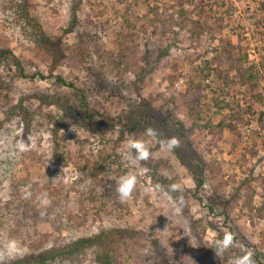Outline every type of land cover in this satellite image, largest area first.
Here are the masks:
<instances>
[{"label":"rangeland","instance_id":"374dc122","mask_svg":"<svg viewBox=\"0 0 264 264\" xmlns=\"http://www.w3.org/2000/svg\"><path fill=\"white\" fill-rule=\"evenodd\" d=\"M177 1L153 0L149 4L157 6L160 14L168 8L167 13L176 20L180 10ZM201 1L204 10L209 9V24L221 26L214 39H208V34L200 40L191 39L190 22L163 31L146 26L135 39L136 59L146 69L139 80L116 71L105 57L116 52L122 24L118 0H28L34 30L39 34L37 46L22 34L21 26L9 17L3 20L0 12V38L6 39L3 48L8 46L14 56L0 68L1 76H8L0 88V201L11 197V177L27 176L54 190L64 188L69 193L66 214L86 215L83 224L59 234L49 224L35 225L37 233L50 236V240L34 252L88 238L111 225L102 214L96 215L97 207L84 203L83 211L79 209L78 195L90 187L92 179L83 164H64L55 151L56 142L71 146L77 139L89 141L94 152L102 149V142L110 154L131 159V196L126 198L129 213L115 224L133 229L152 225L150 234L166 245V254L174 264H264V220L256 215L264 177V116L258 121L259 114L264 113V0H194L192 4ZM3 3L0 0V7ZM146 11L147 4L139 1L136 16L144 20ZM230 46H237L231 51L243 57L238 66L249 69L252 78L243 84L235 81L236 69L224 64L220 69L227 71L228 79L211 75L205 82L204 101L209 102L221 89V100L231 107L249 105L251 114L245 117L246 124L237 128L238 143L234 144L233 135L224 131L218 146L209 147L207 128L215 126L227 111L203 108L202 120L193 126L187 109L180 104L179 97L185 91L183 76L190 67L223 54ZM17 62L27 76L38 73L43 79L21 77ZM7 68L11 75L6 74ZM57 76L74 88L57 84ZM81 96L90 106L88 113L80 107ZM167 100L175 106L171 123L167 126L168 116H163L164 124L156 125L157 109ZM18 104L20 114L14 108ZM92 113L95 116L90 119ZM136 122L137 129L130 134L117 128L126 124L129 129ZM145 122L167 140H177L179 156L162 141L143 137ZM175 122L179 126L173 128ZM135 142L144 150L152 149V162L164 177L179 185L182 208L171 195L154 186L146 170L133 160ZM242 154L245 173L237 163ZM206 163H214V178H208ZM204 176V185L195 190L192 178ZM250 177L256 179L255 194L246 205L242 182ZM146 250L139 247L124 252L121 263L154 264ZM31 253L26 245L0 232V264H14ZM83 253L59 257L49 264H95L91 249Z\"/></svg>","mask_w":264,"mask_h":264},{"label":"trees","instance_id":"16d2710c","mask_svg":"<svg viewBox=\"0 0 264 264\" xmlns=\"http://www.w3.org/2000/svg\"><path fill=\"white\" fill-rule=\"evenodd\" d=\"M139 1L147 4V11L143 16L144 20L136 16ZM149 1L153 0H118L122 5V10L118 14L122 24L115 42L116 52L113 55L111 53L105 54L106 60L112 68L116 71L130 73L138 80L144 75L146 69L139 66L136 59L137 47L135 39L137 33L144 31L146 26H152L163 31L167 27L171 28L173 25L181 27L186 22H190L192 29L189 36L193 40H200L203 34H208V39L213 40L215 33L221 29L218 23L214 25L209 24V9L207 11L204 10L205 7L202 1L193 5L194 0H175L178 2L180 9L178 19L176 20L171 14L167 13L168 8L165 9L166 12L160 14L158 7L150 6ZM186 5L192 6V8L185 10L184 7ZM0 12L4 18L3 20L8 21L9 17L12 22L23 28L21 32L24 36L33 39L35 46L38 45L37 39L39 34L35 32L36 29L34 30L35 25H33V20L30 17L28 0H4V3L0 7ZM191 15H194L196 19H192ZM5 40L4 37L0 38V68L3 67L2 65L7 58L13 56L8 46L3 48ZM82 45L86 46L87 44L83 43ZM231 49H237V46H230V49H224L223 54L217 55L211 60H206L199 66L190 67L189 71L183 76L185 91L180 95L179 99L180 104L187 109L188 117L193 126L198 125L202 120L204 116L203 108L206 110L217 109L219 111H227L226 115H223L215 126L207 128L206 143L209 147L218 146V143L222 140L224 131H228L233 135L234 144L238 143L240 133L237 131V128L246 124L245 117L251 114L249 105L244 108L238 105L231 107L224 100H221L220 95L223 93L221 89L218 92H214L209 102L204 101L206 99L205 92L207 88L205 82L211 75H214L217 79H220L221 76H223V80L228 79L227 71L220 69L224 64H228L230 69H236L237 76L235 77V81L243 84L246 80L249 81L252 78L249 69H241L238 66L240 59L243 57L237 56V58ZM16 67L18 75L25 79L27 77L35 79L36 76L39 79H43V76L38 73L33 76H27L20 62L16 63ZM5 72H7V75H11L10 69H5ZM7 77L3 78L0 72V88L4 87L7 83L6 80H2L7 79ZM56 82L57 84L74 88L73 84L67 85L61 76H57ZM80 107L85 109V113L89 112L90 106L83 96L80 97ZM174 107L171 101H165V105L157 109L158 114L155 115L153 123H156V125L164 124L163 116H168V120L166 119L167 126L170 125L171 122L169 121ZM14 108L17 109L15 112L18 114L22 112L20 104L14 106ZM23 111L27 112L24 108ZM94 116V113L90 114V119ZM263 116L264 113L259 114V122H261ZM109 120H112V118H109ZM160 120L162 121L160 122ZM137 124L136 122L129 129L126 124H119L121 126L117 128L120 133L127 130L130 134L137 129ZM142 126L144 134L141 133V135L143 137L146 139L156 138L167 146L170 140H167L164 134L157 133L154 127L149 126L147 122L143 123ZM178 126L179 122L173 124V128ZM182 129L180 127V131H183ZM56 137L58 136L56 135ZM137 143L133 144L134 146L131 151L133 160L146 170V175L151 178L154 186L171 195L176 205L182 208L183 204L181 201L183 200H181V192L179 190H172V186L176 185L175 182L164 177L160 171V167L152 162L150 157L152 149L148 147L147 150H144ZM100 144L103 147L96 152L90 149L89 141H79L77 139H74L71 146H68L65 142H63L64 146L56 142L54 148L56 153H59V156L62 157L64 164L70 162L77 165V167L79 164H83L92 179L90 187L78 195L79 209L83 211L84 203L91 204L93 208L97 207L96 215L102 214L110 221L111 225L109 227H101L95 235L88 238L79 239L64 246L51 247L34 252V250H38L39 247L50 240V236L37 233L34 229L35 225L49 224L52 230L59 234L63 229H73L83 224L86 221V215L83 213L66 214L69 193L64 188L54 190L48 185L36 182L27 176L18 179L11 177V197L5 202L0 201V232L2 233L3 231L7 236L19 241L32 250V253L24 260H15L14 264H49L50 261L56 258L67 257L75 252L83 253L89 249L93 251V261L95 264H122L121 256L123 253L135 251L139 247L147 249L146 251L151 253L150 257L153 259L154 264H174L166 254V245L150 234L149 230H151L152 225L149 229H133L132 227H123L115 224L129 213L126 198L131 196V192L125 199L121 200L117 193V188L121 186L125 188L130 187V165H132V161L120 153L112 152L110 154L108 149H105L103 143L100 142ZM171 151L179 156L175 148L171 149ZM218 153H220L219 149ZM237 163L239 164L240 172L245 173V154H242L237 159ZM205 167L209 170L208 178H214V163H206ZM197 169L201 170L200 167H197ZM192 179L195 190L201 188L207 180L206 176L203 178L193 177ZM255 182L256 179L251 177L242 182V187L245 189L246 200L244 201L247 203L246 205L251 204L255 194ZM260 185L261 192L259 195L261 202L256 209V215L264 220V177L261 179ZM22 188L26 190L20 193ZM25 194H28L27 198H25ZM184 197L187 198V196ZM208 210L211 212L212 207H208ZM201 223L202 221H200L199 225Z\"/></svg>","mask_w":264,"mask_h":264},{"label":"clouds","instance_id":"9594fccd","mask_svg":"<svg viewBox=\"0 0 264 264\" xmlns=\"http://www.w3.org/2000/svg\"><path fill=\"white\" fill-rule=\"evenodd\" d=\"M177 146H178V141L175 139H172L167 143V147L169 148V150H171ZM172 190L173 191L179 190V185H173ZM130 192H131L130 187L125 188V187L121 186V187L117 188V193H118L119 197L121 198V200L125 199L128 195H130ZM27 196H28V194H25V198H27ZM218 249H219V246H218ZM234 264H238V261H234Z\"/></svg>","mask_w":264,"mask_h":264}]
</instances>
